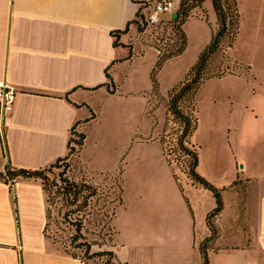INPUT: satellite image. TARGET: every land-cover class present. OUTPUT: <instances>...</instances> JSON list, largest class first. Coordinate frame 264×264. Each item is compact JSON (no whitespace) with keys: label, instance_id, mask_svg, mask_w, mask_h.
Here are the masks:
<instances>
[{"label":"crops","instance_id":"0c3cea01","mask_svg":"<svg viewBox=\"0 0 264 264\" xmlns=\"http://www.w3.org/2000/svg\"><path fill=\"white\" fill-rule=\"evenodd\" d=\"M147 1L0 0V84L16 92L13 111L0 116V161L37 170L67 155L70 130L91 114L80 94L92 96L99 90L92 91L107 81V66L112 65L115 89L131 78L121 70L136 59L115 63L128 50L114 47L111 34L125 29L136 18L139 3ZM180 1L174 0V10L161 20L177 12ZM210 4L203 6L211 17ZM193 18L182 26L186 40V25ZM123 38L120 35L121 43ZM150 91L151 85L145 93ZM84 109L89 112L86 117ZM238 161L242 167L234 168L229 184L243 183L236 185L243 188V195L235 184L222 187L223 209L212 220L216 237L207 248L208 264H264V170L257 176L242 159ZM186 187L180 190L175 209L161 189L153 193L147 211L134 210L131 217L120 199L110 221L114 242L107 250L114 254L113 264H203L198 247L210 236L206 216L215 206L214 198L201 187ZM189 190L210 198L201 212L188 197ZM142 202L141 195L137 204ZM46 210L39 180L0 181V264H81L44 233Z\"/></svg>","mask_w":264,"mask_h":264},{"label":"rangeland","instance_id":"374dc122","mask_svg":"<svg viewBox=\"0 0 264 264\" xmlns=\"http://www.w3.org/2000/svg\"><path fill=\"white\" fill-rule=\"evenodd\" d=\"M152 2L154 0L144 2L142 13ZM237 2L240 16L238 35L232 49L226 53L231 59L230 64H233V74L209 80L201 86L195 101L197 130L188 140L196 151V172L218 189L228 186L234 168L241 169L242 163L238 159H242L249 172L257 176L264 170V0ZM202 8L207 18L204 19L201 10L192 12L189 19L195 17L186 25L187 45L181 58L159 69L156 78L161 92L157 96L151 91L148 95L145 92L150 88L149 73L155 64V54L158 56L175 45L176 34L168 23L171 18L162 19L159 24L142 32L132 25L126 34H122L124 43L119 41L121 46L128 52L131 49L130 60H136L132 66L121 70L131 76L126 83H117V90L113 83L110 85L117 92L116 96L108 95L105 87L92 96L80 94L79 99L90 107L95 119L76 127V132L85 135L83 147L74 148L75 153L60 162V168H51L47 176L57 183L65 166V176L73 182L84 181L96 188L97 196L89 202L84 216L81 213L71 215L72 221H83V239L79 242L90 245L87 254L83 247H70L73 229L63 220L67 208L62 198L54 196V189L43 190L49 216L46 235L70 256L79 259L81 264H106L107 256L93 254L107 252L113 244L110 219L121 198L131 212L130 217L134 210L147 211L150 198L159 189L171 197L175 209L179 198H182L180 190L182 187L188 190L186 185L191 184L186 174L190 160L181 154L177 157L170 155L174 160L171 167L180 188L174 183L161 152L160 139L172 147L177 131L166 113V90L183 78L185 69L195 62L196 54L207 45L210 30L213 33L216 29L213 11L210 17V11L203 5ZM127 56L119 60L130 61L125 60ZM247 66L250 70L246 69ZM220 67L221 59L215 56L208 71ZM88 114L84 109L82 115L86 117ZM3 169L2 160L0 171ZM237 184L239 187L243 183L237 181L235 184L243 195V188L236 187ZM188 194L198 206V212L209 205V197L195 195L190 190ZM141 195L143 202L139 206L137 198ZM70 209L73 210L68 207Z\"/></svg>","mask_w":264,"mask_h":264},{"label":"trees","instance_id":"16d2710c","mask_svg":"<svg viewBox=\"0 0 264 264\" xmlns=\"http://www.w3.org/2000/svg\"><path fill=\"white\" fill-rule=\"evenodd\" d=\"M206 1L211 2L210 5L216 19V29L214 30L209 43L205 45L200 52H198L196 60L191 68H188L183 78L167 91V100L165 101L166 113L169 116L168 120H170L173 125H176L177 131L175 133V139L172 147L168 146L162 139H160V145L162 148L161 151L166 159L168 167L170 168L171 176L178 188H180L178 183L179 180L171 167L174 160H171L170 155H176L177 157V155L181 154L185 155L190 160L186 174L191 181V185L201 187L202 189L209 191L214 198L215 206L206 216V223L210 229V236L201 243L200 247H198L203 264H208L207 248H209V243L216 237V229L212 220L222 212V192L224 188L218 189V187L209 184L208 181L196 172V151L193 149V146L189 145L188 140L197 130L195 101L201 86L209 80L216 78L222 79L233 74V64H230L231 59L226 53L228 50L232 49L235 37L238 35L240 16L237 8V0H181L176 12L177 18L168 20V23L171 24V29L176 34L175 45L158 54L154 67L151 68L149 73L151 94L157 96L159 94V83L156 76L159 69L169 59L178 57L182 54V52H184L187 40L185 37L186 34L182 30V26L191 17L192 12H195V10H201V12L204 13V19L206 20L207 16L205 17L206 13L202 8V5ZM143 4L144 3L142 2L139 3L140 6L138 8L136 18L131 21L125 29L121 31H114L111 34L114 47L121 46L119 37L120 35L128 32L130 25L136 26L137 30L141 32L147 28L143 21L144 16L141 10V7L143 8ZM130 50L125 60L131 59L132 52ZM215 56L220 57L222 67L215 69L214 71H208L210 62L215 58ZM121 61L122 60H117L115 63ZM111 66H107L105 70L107 81L96 86L92 89V91H97L98 89L105 87L109 95L115 94V90L110 88V85L112 86V79L109 73ZM246 69L250 70V67L247 66ZM89 111L91 113L89 117L78 122L75 127L70 130V139L67 146L68 153L66 157L54 162L47 168H39L37 170L14 168L7 161V163L4 164L3 171H0V181L4 183L12 184L17 179H33L39 180L43 189L46 191L54 189V196H60L62 198L63 205L67 208V210L63 213V220L73 229V234L70 236V247L75 249L83 247L86 254L89 252L90 245L79 242L83 239V221L82 219L72 221L71 215L81 213L83 217L84 212L89 206V202L92 198L97 196V190L95 187L88 185V183H85L84 181L78 183L73 182L72 179L65 176V166H63V172L59 174L57 183L54 179H49L47 172H49L51 168H60V165L58 166V164L60 162H64L68 156L73 155L75 153L74 148L80 149L83 147L85 135L83 132H76L75 130L80 123L87 124L89 121L95 119L94 113L90 109ZM236 183L237 180H234L229 187H232ZM119 202H121V200H119ZM68 207L73 208V210H68ZM113 214L111 215V218ZM46 221V227H44L45 234L47 233V227L49 226L48 212H46ZM101 254L107 256V261H105L106 264H113L114 254L111 251L100 252L99 254L94 253L93 255L98 256Z\"/></svg>","mask_w":264,"mask_h":264},{"label":"built area","instance_id":"2783aa9c","mask_svg":"<svg viewBox=\"0 0 264 264\" xmlns=\"http://www.w3.org/2000/svg\"><path fill=\"white\" fill-rule=\"evenodd\" d=\"M174 0H154L149 3L148 10L143 13V21L147 28L160 23L165 14H170L174 10ZM16 92L6 84H0V116L1 118L13 111Z\"/></svg>","mask_w":264,"mask_h":264},{"label":"water","instance_id":"95a60500","mask_svg":"<svg viewBox=\"0 0 264 264\" xmlns=\"http://www.w3.org/2000/svg\"><path fill=\"white\" fill-rule=\"evenodd\" d=\"M170 20H173V19H176L177 18V13L176 12H173L170 16ZM242 167V166H241Z\"/></svg>","mask_w":264,"mask_h":264}]
</instances>
